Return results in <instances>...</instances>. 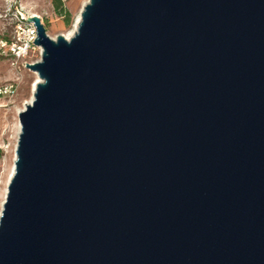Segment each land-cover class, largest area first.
<instances>
[{
    "label": "water",
    "instance_id": "1",
    "mask_svg": "<svg viewBox=\"0 0 264 264\" xmlns=\"http://www.w3.org/2000/svg\"><path fill=\"white\" fill-rule=\"evenodd\" d=\"M0 264H264V0L38 15Z\"/></svg>",
    "mask_w": 264,
    "mask_h": 264
},
{
    "label": "rangeland",
    "instance_id": "2",
    "mask_svg": "<svg viewBox=\"0 0 264 264\" xmlns=\"http://www.w3.org/2000/svg\"><path fill=\"white\" fill-rule=\"evenodd\" d=\"M12 0H0V37L11 32V20L8 8ZM26 10L39 14L52 38L73 31L76 19L80 16L89 0H64L70 10L72 21L66 24L55 12L53 0H20ZM74 35V34H73ZM41 59L38 54L30 59ZM0 79L18 83V91L12 98H0V214L6 199L12 170L15 168L16 148L21 125L19 113L33 102V86L40 81L37 72L29 68H19L11 64L8 58L0 56Z\"/></svg>",
    "mask_w": 264,
    "mask_h": 264
},
{
    "label": "built area",
    "instance_id": "3",
    "mask_svg": "<svg viewBox=\"0 0 264 264\" xmlns=\"http://www.w3.org/2000/svg\"><path fill=\"white\" fill-rule=\"evenodd\" d=\"M11 20V32L0 37V56L8 58L17 69L27 68V64L37 62L30 59L32 55L42 56V48L34 42L37 38L35 24L27 18L38 15L25 9L20 0H12L8 8ZM18 91V83L13 80L0 79V98H12Z\"/></svg>",
    "mask_w": 264,
    "mask_h": 264
},
{
    "label": "trees",
    "instance_id": "4",
    "mask_svg": "<svg viewBox=\"0 0 264 264\" xmlns=\"http://www.w3.org/2000/svg\"><path fill=\"white\" fill-rule=\"evenodd\" d=\"M53 5L58 16L62 17L66 24H70L72 15L70 10L66 7L64 0H53Z\"/></svg>",
    "mask_w": 264,
    "mask_h": 264
},
{
    "label": "bare ground",
    "instance_id": "5",
    "mask_svg": "<svg viewBox=\"0 0 264 264\" xmlns=\"http://www.w3.org/2000/svg\"><path fill=\"white\" fill-rule=\"evenodd\" d=\"M79 21H80V16H78L76 19L73 31L71 33L65 35L67 38H71L73 36V34L75 33V31L77 29ZM36 86H37V83H35L33 86V98H34V92L36 90ZM33 98H32V100H33ZM13 173H14V170H12L11 177H12Z\"/></svg>",
    "mask_w": 264,
    "mask_h": 264
},
{
    "label": "crops",
    "instance_id": "6",
    "mask_svg": "<svg viewBox=\"0 0 264 264\" xmlns=\"http://www.w3.org/2000/svg\"><path fill=\"white\" fill-rule=\"evenodd\" d=\"M23 4V3H22Z\"/></svg>",
    "mask_w": 264,
    "mask_h": 264
}]
</instances>
